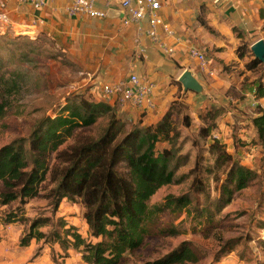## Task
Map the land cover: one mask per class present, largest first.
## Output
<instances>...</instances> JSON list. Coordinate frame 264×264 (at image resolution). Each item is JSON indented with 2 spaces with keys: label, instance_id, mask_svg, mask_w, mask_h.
I'll return each instance as SVG.
<instances>
[{
  "label": "trees",
  "instance_id": "trees-1",
  "mask_svg": "<svg viewBox=\"0 0 264 264\" xmlns=\"http://www.w3.org/2000/svg\"><path fill=\"white\" fill-rule=\"evenodd\" d=\"M202 24L210 30L205 22ZM239 55L244 58L243 54ZM250 56L252 59L246 68L258 73V68L264 64L252 53ZM18 90L17 77L0 76V118L10 106L7 96L17 94ZM255 97L257 100L264 98L262 80L257 81ZM182 103L178 97L159 121L144 125L142 120L147 112H143L139 122L132 123L108 105L79 97L64 107L61 114L40 120L26 141H15L0 148V206L6 208L0 226L30 222L23 209L31 199L42 197L41 189L46 182L56 184L47 195L53 198V205L59 206L64 199L83 205L90 238L85 239L63 219L53 225L49 234L44 233L40 229L48 221L34 219L20 246L27 247L32 240L59 245L64 252L73 250L81 254L84 264H128L127 256L142 249L147 239L178 235L175 228L159 225L161 216L167 211L185 212L188 217L213 225L234 195L248 188L254 179L251 172L234 161L214 134L217 120L223 115L221 107H208L201 115L200 137L210 140L207 152L213 157L214 164L210 168L204 167L198 157L191 171L194 175L192 188L197 194L204 195L207 189L202 174L213 175L219 183L216 172L225 173L218 200L195 209H191L193 201L189 197L178 202L168 197L160 206L150 204L152 197L171 183L174 174L171 163L174 148L181 138L178 121ZM254 110L252 126L256 142L263 151L264 164V108L256 104ZM105 117L109 121L99 138L63 149L78 129L90 128L99 118ZM182 123L185 127L191 126L189 115H182ZM160 143H167L169 147L159 152ZM180 164L177 159L174 166ZM262 244L264 246V241ZM38 255L36 253L35 257ZM197 262L198 251L191 244L182 243L163 258L142 264Z\"/></svg>",
  "mask_w": 264,
  "mask_h": 264
},
{
  "label": "rangeland",
  "instance_id": "rangeland-1",
  "mask_svg": "<svg viewBox=\"0 0 264 264\" xmlns=\"http://www.w3.org/2000/svg\"><path fill=\"white\" fill-rule=\"evenodd\" d=\"M13 25L11 14L9 15ZM11 28V27H10ZM16 33L0 34V76L18 78L19 90L9 97L10 106L6 114L0 118V148L15 141H26L36 124L46 116H56L74 99L84 97L91 102L110 106L116 113L132 123L140 121L144 114L142 110L133 107L116 105L107 99L98 84L91 69L84 67L80 49L75 47L74 39L60 38L59 35H49L42 32L37 34L34 28L28 26L17 27ZM31 31V34H23ZM256 36L243 42L237 50L250 59L248 52ZM245 49V50H243ZM244 62V59L242 60ZM222 64V63H220ZM224 70L236 74L244 73L245 64L236 65L231 60ZM258 73L250 84L243 81L240 86L231 84L226 92L227 97H212L217 101L215 106L223 105V115L217 120L215 136L225 145L226 151L232 155L234 161L242 165L254 175L251 185L237 192L230 205L221 212L210 225L203 221L187 216L185 212H165L161 216L160 226L175 228L176 236H156L146 240L142 249L127 256L128 264H142L143 262L161 259L176 250L182 243L191 244L199 253V262L195 264H264V164L263 151L256 139L252 136V119L254 109L252 97H247L250 86L256 81L264 83V67L258 68ZM5 93V92H4ZM95 95V96H94ZM181 104V115L178 129L181 138L174 148V174L171 183L162 187L151 199L152 206L164 204L168 197L178 202L183 197L192 199L191 209L206 207L216 202L219 197V187L225 180L224 172H216L220 179L217 183L214 176L203 173L201 179L206 187V195L197 194L192 188L194 175L191 171L195 167L197 158L204 167H212L213 157L207 152L210 140L200 137V128L203 126L201 115L208 108L202 100H193ZM211 99V98H209ZM186 101V100H185ZM155 105L150 115L145 116L143 124L156 123L167 111H160ZM189 115L191 126L185 127L182 115ZM109 118H99L92 127L80 128L75 137L63 146H72L84 140L99 138L108 124ZM169 145L160 143L157 150L160 152ZM179 160L180 166H174ZM217 177H215L216 179ZM56 186L46 182L40 198L31 199L24 207V215L29 221L42 219L48 221L41 227V231L49 234L53 225L63 219L68 226L76 228L85 239H89V227L84 219V207L80 202L64 199L59 206L53 205V198L48 193ZM18 204H14L17 206ZM6 208L0 206V218ZM194 213V212H193ZM30 222L1 225L0 244L5 252L11 254H30L27 263L41 254L42 248L47 245L43 241L32 240L27 247H21L20 241L28 231ZM4 241V242H2ZM52 251L55 264H84L81 254L70 250L64 252L60 247L48 244ZM192 264V263H189Z\"/></svg>",
  "mask_w": 264,
  "mask_h": 264
},
{
  "label": "crops",
  "instance_id": "crops-1",
  "mask_svg": "<svg viewBox=\"0 0 264 264\" xmlns=\"http://www.w3.org/2000/svg\"><path fill=\"white\" fill-rule=\"evenodd\" d=\"M72 1L53 0L43 10L11 2L8 9L14 24L19 27H35L45 34L74 39L84 67L94 71L92 75L98 84H115L126 80L132 73L144 83H153L156 87L154 100L159 112L167 110L178 97L186 103L191 98V102L202 100L208 107L215 106L217 101L212 97H227L225 95L231 84L240 86L243 81H248V85L257 75L247 68L243 74H236L237 70L229 72L224 67L231 60H236V65L246 66L252 57L239 59L238 48L256 36L257 40L252 41L248 49L251 54V46L264 39V0H164L161 15L175 35L169 36L162 29L159 34L167 46L174 48L173 55L166 54L148 36L147 21L124 25L123 17L107 16L104 20L70 17L66 9ZM121 1L95 0V3L100 10L121 12ZM202 21L210 30L204 27ZM192 49L205 55L207 71H202L199 61L191 57ZM185 70L195 73L206 95L183 91L178 79ZM256 84L257 81L250 86L251 91L246 96L252 97V106L260 104L264 108V98L257 100L255 97ZM252 136L256 139L253 126ZM47 246L27 263L31 252L11 254L5 252L0 244V264H55L52 251Z\"/></svg>",
  "mask_w": 264,
  "mask_h": 264
},
{
  "label": "built area",
  "instance_id": "built-area-1",
  "mask_svg": "<svg viewBox=\"0 0 264 264\" xmlns=\"http://www.w3.org/2000/svg\"><path fill=\"white\" fill-rule=\"evenodd\" d=\"M53 0H0V34L5 35L11 29L16 33L19 26L13 25L9 15L8 6L15 2L18 6H29L34 10H43ZM164 0H122L119 4L120 13L123 14L122 22L124 25L131 23H141L147 21L149 29L148 36L159 46L166 54L173 55L174 48L167 46L160 38L159 31L162 29L169 36H174L175 32L165 23L161 11ZM67 13L70 17H86L89 19L104 20L107 18V11L96 7L95 0H73L67 7ZM11 27V28H10ZM32 31L35 34L39 30L35 27ZM28 31V30H27ZM31 32V31H30ZM33 36V35H31ZM35 39L36 37H31ZM192 58L199 61L200 69L207 71V60L205 55L197 49L190 51ZM155 85L153 83H144L136 74H130L126 80H121L115 84L102 85V91L109 100L113 98L115 103L123 107H133L143 112L152 111L155 108L154 100Z\"/></svg>",
  "mask_w": 264,
  "mask_h": 264
},
{
  "label": "water",
  "instance_id": "water-1",
  "mask_svg": "<svg viewBox=\"0 0 264 264\" xmlns=\"http://www.w3.org/2000/svg\"><path fill=\"white\" fill-rule=\"evenodd\" d=\"M107 16L109 18H122L123 14L115 10H109ZM251 52L256 59L264 64V39L256 41L251 46ZM178 82L182 85L184 92L190 91L199 95H206L204 86L197 80L193 71L185 70L180 75Z\"/></svg>",
  "mask_w": 264,
  "mask_h": 264
},
{
  "label": "bare ground",
  "instance_id": "bare-ground-1",
  "mask_svg": "<svg viewBox=\"0 0 264 264\" xmlns=\"http://www.w3.org/2000/svg\"><path fill=\"white\" fill-rule=\"evenodd\" d=\"M31 34L32 35V33L30 32V31H27V32H24L23 34Z\"/></svg>",
  "mask_w": 264,
  "mask_h": 264
}]
</instances>
